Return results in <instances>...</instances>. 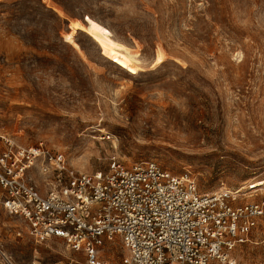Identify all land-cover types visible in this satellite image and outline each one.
<instances>
[{
    "label": "rangeland",
    "instance_id": "374dc122",
    "mask_svg": "<svg viewBox=\"0 0 264 264\" xmlns=\"http://www.w3.org/2000/svg\"><path fill=\"white\" fill-rule=\"evenodd\" d=\"M87 16L138 51L137 74L83 30L79 49L65 41ZM0 134L43 140L85 172L116 154L189 172L202 192L246 190L264 180V0H0ZM251 239L238 264H264V222ZM103 254L120 264L126 250L116 239ZM0 264L85 256L61 238L37 242L0 206Z\"/></svg>",
    "mask_w": 264,
    "mask_h": 264
},
{
    "label": "built area",
    "instance_id": "2783aa9c",
    "mask_svg": "<svg viewBox=\"0 0 264 264\" xmlns=\"http://www.w3.org/2000/svg\"><path fill=\"white\" fill-rule=\"evenodd\" d=\"M253 184L202 192L189 172L116 154L85 172L43 140L0 134V206L37 242L64 239L85 264H114L103 252L116 239L120 264H238L237 248L264 222V188Z\"/></svg>",
    "mask_w": 264,
    "mask_h": 264
},
{
    "label": "bare ground",
    "instance_id": "6f19581e",
    "mask_svg": "<svg viewBox=\"0 0 264 264\" xmlns=\"http://www.w3.org/2000/svg\"><path fill=\"white\" fill-rule=\"evenodd\" d=\"M58 12H61L53 3L47 1ZM72 31L64 35L65 41L72 44L75 48L79 49L78 43L74 39V34L77 30L85 31L100 47L104 56L110 59L120 70L125 73L137 74L140 67L138 59V51L122 42L101 22L87 16L86 23L80 20L71 21ZM166 58L164 52L160 49L157 52L156 63H162ZM254 187L261 188L264 186V180H256L253 184Z\"/></svg>",
    "mask_w": 264,
    "mask_h": 264
},
{
    "label": "water",
    "instance_id": "95a60500",
    "mask_svg": "<svg viewBox=\"0 0 264 264\" xmlns=\"http://www.w3.org/2000/svg\"><path fill=\"white\" fill-rule=\"evenodd\" d=\"M83 23H85V22H83Z\"/></svg>",
    "mask_w": 264,
    "mask_h": 264
}]
</instances>
